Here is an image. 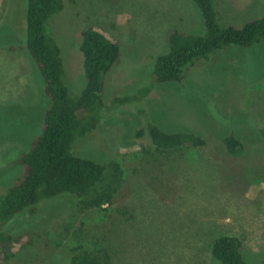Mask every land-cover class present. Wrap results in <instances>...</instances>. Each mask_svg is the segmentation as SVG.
Wrapping results in <instances>:
<instances>
[{"label": "rangeland", "instance_id": "374dc122", "mask_svg": "<svg viewBox=\"0 0 264 264\" xmlns=\"http://www.w3.org/2000/svg\"><path fill=\"white\" fill-rule=\"evenodd\" d=\"M215 2L222 24L241 27L264 15V0ZM26 7L27 0H0V196L48 106L26 48ZM89 27L115 37L121 52L105 75L102 120L75 139L72 151L118 161L125 179L101 209L84 210L64 193L0 223V231L23 242L1 264H67L82 250L100 248L113 264H222L211 247L224 234L241 239L247 264H264V39L198 60L181 82L155 83V59L167 52L169 33L206 31L194 0L66 1L48 31L61 48L73 96L86 82L80 42ZM116 97L125 100L113 103ZM149 124L193 131L206 143L158 153L137 134ZM229 133L243 143L235 154L223 143Z\"/></svg>", "mask_w": 264, "mask_h": 264}, {"label": "trees", "instance_id": "16d2710c", "mask_svg": "<svg viewBox=\"0 0 264 264\" xmlns=\"http://www.w3.org/2000/svg\"><path fill=\"white\" fill-rule=\"evenodd\" d=\"M66 1L74 3L76 0H27L26 48L44 79L48 106L39 135L18 157L20 171L0 196V223L3 224L10 223L27 209L34 211L42 201L64 193L79 198L84 210L101 209L114 202L125 179L118 161L97 162L72 151L75 139L93 132L102 120L105 75L118 61L121 46L115 37L98 27L84 29L80 50L86 82L78 96L71 95L65 80L61 48L48 31V22L64 9ZM194 2L202 13L206 31L203 34L180 30L169 33L167 52L155 59V83L181 82L186 69L198 60H207L230 45L248 48L264 39V15L236 27L220 23L215 0ZM124 100L116 97L113 103ZM137 134L140 137L145 135L158 153L187 146L197 148L206 143L203 136L193 131L170 132L155 124L138 130ZM223 143L234 154L243 145L232 133L224 136ZM21 239H13L6 229L0 231V264L13 256L23 243ZM14 243L18 245L11 249ZM242 245L239 237L224 234L214 239L211 250L222 264H247ZM67 264L113 262L110 252L100 248L82 250Z\"/></svg>", "mask_w": 264, "mask_h": 264}]
</instances>
